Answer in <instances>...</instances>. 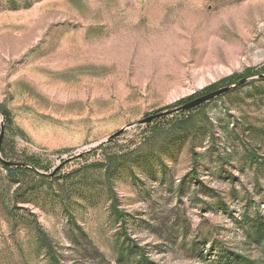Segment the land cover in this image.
<instances>
[{"label": "rangeland", "instance_id": "rangeland-1", "mask_svg": "<svg viewBox=\"0 0 264 264\" xmlns=\"http://www.w3.org/2000/svg\"><path fill=\"white\" fill-rule=\"evenodd\" d=\"M262 67L264 0H0V264L264 260V77L136 124Z\"/></svg>", "mask_w": 264, "mask_h": 264}, {"label": "trees", "instance_id": "trees-1", "mask_svg": "<svg viewBox=\"0 0 264 264\" xmlns=\"http://www.w3.org/2000/svg\"><path fill=\"white\" fill-rule=\"evenodd\" d=\"M260 75H264V67H262L260 70L258 71H254L252 69H247L245 71L244 74L242 75H232L229 76L228 78L222 80L220 83L218 84H214L208 88H206L204 90V93H209L212 91H215L219 88L222 87H226V86H230L233 84H236L238 81H240L241 79H245V78H250V77H255V76H260ZM261 78H258L257 81H260ZM250 83V82H249ZM254 82H251L250 84H253ZM224 84V86H223ZM222 85V86H221ZM246 82L241 84L240 86L236 87L235 89H240L241 87L246 86ZM225 95V94H223ZM223 95L217 97L216 99L222 97ZM195 97H198V95H196ZM214 99V100H216ZM214 100H211L207 103L201 104L195 108H192L188 111L185 112H180L179 115H187L188 117H186V119H183L182 123L178 124L181 127V133L185 134V135H190L191 134V128L190 127H184V123H187L188 120L191 117V113L195 112V111H203L208 104H210L211 102H213ZM182 103H177L175 106L171 107H177L180 106ZM3 114L6 116L7 114L3 111ZM152 123V122H151ZM182 125V126H181ZM190 137V136H189ZM190 144H192L193 139L190 137ZM101 146H99V150H102V148H100ZM0 153L1 156L3 158L6 159V153L4 152V148L1 146L0 147ZM29 166H32L33 168H36V164L32 163V162H28ZM4 169L7 171H11V167L10 166H6L3 165ZM111 213L121 222L124 221V216H123V210H120L117 205L115 204V202L113 201L111 203V207H110ZM247 227L248 230L246 232V244L249 246H252L254 248H256L259 252V254L264 257V216L256 213L254 216L248 217L247 218ZM43 239L45 238V236L42 234ZM213 245V254L205 256L204 254L201 255V259L203 260V262H205L206 264H264V260L260 259H251L249 257H247L246 255L239 253V252H235L233 250L227 249L223 246H221L220 244H218L216 241H214L212 243ZM46 252L48 253L49 251V247L46 245ZM126 256L127 259L131 260V262L133 264H158L155 261L150 260L149 258H147L146 256H144V250L142 248L136 247L133 245L131 246H127L123 249H121L120 251V259H122L123 256ZM131 256V258H130ZM209 257V259H207ZM53 264H60L55 258L52 259Z\"/></svg>", "mask_w": 264, "mask_h": 264}, {"label": "water", "instance_id": "water-1", "mask_svg": "<svg viewBox=\"0 0 264 264\" xmlns=\"http://www.w3.org/2000/svg\"><path fill=\"white\" fill-rule=\"evenodd\" d=\"M256 78H263L264 75H260V76H255ZM253 78V77H250ZM250 78H245V79H241L240 81H238L236 84L230 85V86H226V87H222L219 88L215 91L209 92V93H204L186 103L181 104L180 106L171 108L169 110H165L163 112H158L154 115L148 116L146 118H143L142 120L136 122L137 125H144V124H149L153 121H156L158 119L164 118L168 115H172V114H177L179 112H185L188 111L192 108H195L201 104L207 103L211 100L216 99L217 97L226 94L228 92H230L231 90L235 89L236 87L240 86L241 84L245 83L248 79ZM1 113V112H0ZM124 129L119 130L118 132L110 135L109 137L106 138V140H104L103 142H110L112 141L114 138H116L117 136H119ZM3 133H4V127L3 124L0 125V146H1V141L3 138ZM0 161L6 165V166H10V167H17V166H24L22 164H18V163H13L10 161H6L4 159H2L1 157V153H0Z\"/></svg>", "mask_w": 264, "mask_h": 264}]
</instances>
